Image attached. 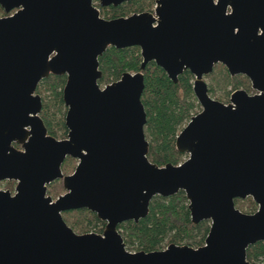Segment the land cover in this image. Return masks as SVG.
<instances>
[{
  "label": "water",
  "instance_id": "95a60500",
  "mask_svg": "<svg viewBox=\"0 0 264 264\" xmlns=\"http://www.w3.org/2000/svg\"><path fill=\"white\" fill-rule=\"evenodd\" d=\"M119 4L125 0H99ZM0 264H264V0H157L154 11L105 18L94 0H0ZM14 10V11H13ZM141 48V69L101 85L110 46ZM154 60L177 81L190 69L202 105L176 138L188 157L150 160L143 69ZM250 78L228 102L209 93L217 63ZM67 74V136L48 133L39 82ZM14 142L22 144L18 148ZM78 158L65 173L67 158ZM63 180L65 192L48 193ZM183 189L192 221L210 220L205 243L130 250L118 225L148 214L154 195ZM252 196V212L236 198ZM86 207L106 221L78 232L63 212Z\"/></svg>",
  "mask_w": 264,
  "mask_h": 264
},
{
  "label": "trees",
  "instance_id": "16d2710c",
  "mask_svg": "<svg viewBox=\"0 0 264 264\" xmlns=\"http://www.w3.org/2000/svg\"><path fill=\"white\" fill-rule=\"evenodd\" d=\"M145 3V0L127 1L125 7L120 9L121 14L127 15L131 10H140L144 8ZM4 13L6 12L0 5V14ZM142 59L138 45L123 48L110 45L100 56V67L103 71L99 79L101 85L118 79L127 70H140ZM143 71L145 88L142 101L147 110L145 131L150 141L148 156L151 161L160 165L167 162L177 164L187 154L177 148V135L191 116L202 108L193 87L195 75L190 69H186L179 74L178 80L174 81L154 60L149 61ZM207 78L209 93L220 100L229 99L237 88L252 89L247 75H232L221 62L207 74ZM66 80L67 74L51 73L44 77L37 87L43 98L41 116L49 132L57 137H63L68 132L65 123L67 105L63 98ZM77 162V158L68 156L62 165L64 172H72ZM64 190L60 178L48 186V193L54 197ZM188 204L189 200L183 189L169 196L154 195L146 216L141 217L139 221L128 219L119 223L118 227L127 248L153 250L163 248L170 242L193 246L204 244L210 229V220L203 219L194 223ZM236 205L247 212H252L258 207L252 196L236 198ZM63 214L68 224L78 232H102L105 228L106 221L86 207L68 209ZM247 257L255 263L264 261V240L250 244Z\"/></svg>",
  "mask_w": 264,
  "mask_h": 264
},
{
  "label": "flooded vegetation",
  "instance_id": "af4514ba",
  "mask_svg": "<svg viewBox=\"0 0 264 264\" xmlns=\"http://www.w3.org/2000/svg\"><path fill=\"white\" fill-rule=\"evenodd\" d=\"M127 1H130V0H125L119 4H108V5H103L100 3L99 0H94V4L98 7V9L100 10V14L105 17V18H112V17H116V16H120V15H123L121 14V10L122 8H124L127 3ZM145 4H144V8L140 9V10H131V12H129L127 15L131 14V13H134V12H141V11H154V9L156 8V5H157V0H145ZM119 7V8H118ZM14 11V10H13ZM7 13H4L3 15H5ZM2 16V15H0ZM220 63V62H219ZM218 64V63H217ZM216 64V65H217ZM215 65V66H216ZM215 68V67H214ZM207 75H205V78H206ZM234 91V90H233ZM249 92L253 93L255 92L256 90L255 89H251L249 88L248 89ZM38 92V91H37ZM217 98V97H215ZM230 98V97H229ZM218 99V98H217ZM220 100V99H219ZM222 101H225V102H228L229 99H226V100H222ZM48 133L52 134L51 132H49L48 130ZM54 135V134H52ZM67 134L63 137H66ZM57 137V136H56ZM63 137H58V138H63ZM14 145L18 148H23L22 147V144L21 143H18V142H14ZM68 157V156H67ZM70 173V172H69ZM14 182L15 183V186H16V183L17 181L16 180H10V179H4V180H0V188L2 189H10L12 192L15 191V186L13 187L12 186V183L11 184H8L7 182ZM65 192V190L63 191ZM59 195V194H58ZM57 195V196H58ZM56 196V197H57Z\"/></svg>",
  "mask_w": 264,
  "mask_h": 264
},
{
  "label": "rangeland",
  "instance_id": "374dc122",
  "mask_svg": "<svg viewBox=\"0 0 264 264\" xmlns=\"http://www.w3.org/2000/svg\"><path fill=\"white\" fill-rule=\"evenodd\" d=\"M0 15H3V14H0ZM248 78H249V77H248ZM249 79H250V78H249ZM206 80H207V81L209 80V79L207 78V76H206ZM250 82H251V81H250ZM105 84H106V83H105ZM105 84H102V85H105ZM187 157H188V153L185 155L184 159L187 158ZM77 159H78V158H77ZM184 159H183V160H184ZM62 181H63V180H62ZM7 183H8V184H11V183H12V186H13V187L15 186V183H14V182H11V181H10V182H7Z\"/></svg>",
  "mask_w": 264,
  "mask_h": 264
},
{
  "label": "built area",
  "instance_id": "2783aa9c",
  "mask_svg": "<svg viewBox=\"0 0 264 264\" xmlns=\"http://www.w3.org/2000/svg\"><path fill=\"white\" fill-rule=\"evenodd\" d=\"M131 250V249H130Z\"/></svg>",
  "mask_w": 264,
  "mask_h": 264
}]
</instances>
